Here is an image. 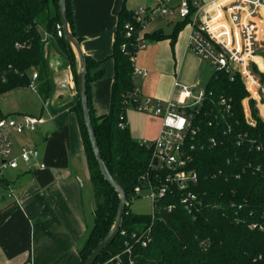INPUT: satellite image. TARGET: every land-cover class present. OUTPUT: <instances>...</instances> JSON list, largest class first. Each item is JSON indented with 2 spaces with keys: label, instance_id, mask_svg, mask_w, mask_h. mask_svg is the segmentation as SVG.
Segmentation results:
<instances>
[{
  "label": "trees",
  "instance_id": "obj_1",
  "mask_svg": "<svg viewBox=\"0 0 264 264\" xmlns=\"http://www.w3.org/2000/svg\"><path fill=\"white\" fill-rule=\"evenodd\" d=\"M195 11L190 0L189 14L176 23L171 34L160 28L146 32L145 38L172 36L175 42ZM43 13L46 17L41 23L38 18ZM67 14L76 35L71 0H67ZM127 22L140 26L135 12L124 3L118 14L111 55L115 75L110 109L100 116L95 114L90 83L100 78L104 70L91 75L90 71L101 60L89 55L86 59L89 105L99 146L129 201L121 229L142 231L151 226V240L147 246L136 244L133 264H264V119L257 110V100L250 98L254 123L248 120L243 99L250 92L239 73L215 70L205 86L207 96L195 112L194 122L200 129L192 139L196 149L190 167L197 170L198 182L192 188L205 201L198 216L194 218L174 195L158 200L160 207L154 219L152 212L137 213L131 209L135 188L145 187L141 177L149 169L153 148L133 137L127 121L130 103L126 98L137 85L131 55L138 44L136 35L126 36ZM60 30L59 0H0V97L11 89L28 87L34 69L38 70L39 90L45 99L49 97L53 82L46 54L52 42L70 65L78 88L76 54ZM261 53L264 56V49ZM222 97L227 99L229 108L221 103ZM70 107L79 119L96 203L93 225L79 249L83 264L112 228L119 194L105 179L94 156L79 93ZM0 115H5L1 107ZM211 137L216 144H212ZM5 180L0 176V183L5 184ZM171 202L177 204L168 211L165 207ZM123 248L124 236L119 232L94 264H118L109 260ZM122 261L121 264H130L127 256Z\"/></svg>",
  "mask_w": 264,
  "mask_h": 264
},
{
  "label": "crops",
  "instance_id": "obj_2",
  "mask_svg": "<svg viewBox=\"0 0 264 264\" xmlns=\"http://www.w3.org/2000/svg\"><path fill=\"white\" fill-rule=\"evenodd\" d=\"M156 1L152 0L150 4ZM201 1L209 3L212 0ZM124 3L133 11L147 6V0H71L76 35L83 51L101 60L90 74L104 70L100 78L90 83L97 116L108 113L110 109L115 75L111 55L118 14ZM259 10L253 60L264 66L261 53L264 49V7ZM179 20L178 15L158 16L148 23L145 33L161 28L169 35ZM227 21V12L216 14L218 29ZM190 30L189 22L179 31L175 42L172 36L146 38L147 43L138 52L136 65L147 70V75L134 76L142 98L151 97L163 102L178 98L179 88L175 82L181 80V71L186 63L196 62L197 65V76L190 82L193 87L209 81L216 69L189 48ZM49 46L46 55L49 67L53 59L54 68L50 67L53 88L47 99L43 97L46 116L44 111L34 114L43 116L45 120L34 132L16 135L17 142H14L15 155L20 153L23 144L34 146L37 153L30 164L20 161L16 168L5 172L6 183H0L9 188L8 200L0 199V264H80L79 249L94 222L96 204L87 154L78 116L70 107L75 100L73 72L66 60L61 64L57 57L58 53L61 54L58 47L53 42ZM66 70L69 77L65 80ZM57 82H64L66 86L57 88ZM259 104H264L257 103L258 109L262 110ZM0 107L4 114H10L5 112L1 103ZM161 122L160 117L155 138ZM41 163L45 166L42 167Z\"/></svg>",
  "mask_w": 264,
  "mask_h": 264
},
{
  "label": "built area",
  "instance_id": "obj_3",
  "mask_svg": "<svg viewBox=\"0 0 264 264\" xmlns=\"http://www.w3.org/2000/svg\"><path fill=\"white\" fill-rule=\"evenodd\" d=\"M193 5L196 11L190 21L189 48L208 60L216 70H229L231 73L241 74L250 92V95L243 99L248 118L250 98H255L257 103L264 104L262 80L264 66L256 64L253 60L256 53L258 13L259 9L264 7V3L261 0H212L209 3L193 0ZM189 11L190 0H177V2L158 0L134 11L140 26L132 22H127L125 26L126 36L130 37L134 34L138 42L137 49L131 55L134 75H147V70L138 67L136 60L138 52L146 45L145 29L148 23L158 16L178 15L182 19L189 14ZM223 11L227 12L228 21L218 29L216 14ZM59 33L62 34V30ZM17 46L21 44L17 43ZM253 64L257 66L258 71L254 69ZM37 78L38 70L34 69L29 86H35ZM175 85L179 88L178 98H171L166 102L151 97L142 98L137 85L126 98L128 105L130 103V106L139 111L157 115L162 121L159 134L153 144L148 145L153 148V156L148 171L141 177L144 188L149 190L148 195L153 201V219L160 207L158 200L167 195H174L177 202L181 203L194 218L205 206L204 198L192 188L198 182V172L191 168L190 164L194 161L193 153L196 149L192 139L200 129V126L194 122V116L203 104L207 92L205 87L198 88L183 84L179 79L176 80ZM221 103L227 108L230 107L225 97L221 98ZM44 120L43 116L28 113L0 115V176L3 177L8 169L16 168L20 161L30 164L37 153L36 148L23 144L20 153L15 155V136L34 132ZM248 120L254 123L253 118L252 121L249 118ZM210 141L213 145L217 142L214 137H211ZM41 166L44 167L45 164L41 163ZM142 190V186H137L134 195H140ZM127 202L129 204L128 200ZM177 202H171L165 208L172 211ZM120 233L124 236L123 251L114 255L109 261L121 264L123 256H127L129 263L133 264L136 244L147 246L151 240V226L142 231L128 232L126 229H120Z\"/></svg>",
  "mask_w": 264,
  "mask_h": 264
},
{
  "label": "rangeland",
  "instance_id": "obj_4",
  "mask_svg": "<svg viewBox=\"0 0 264 264\" xmlns=\"http://www.w3.org/2000/svg\"><path fill=\"white\" fill-rule=\"evenodd\" d=\"M45 17H46V13H43L42 15H40V17L38 18L39 22H41V20ZM207 64L211 68L213 67L214 69V66L210 62H207ZM196 73H197L196 62L194 64L186 63L181 71L180 81L184 84L186 83V84L193 86L190 82L194 79V77L197 76ZM206 82L207 81H204L201 84L198 83L199 84L198 88H203L204 87L203 85H206L205 84ZM39 85H40V81L36 80L35 86L14 88V89H11L5 92L0 97V103L4 106L5 112L10 113V114H15V115L21 114V113H28V114L43 113L44 111L43 102L44 101H43V95L41 91L39 90ZM74 92H75L74 97L76 98L78 95V88L76 86L75 81H74ZM260 106L262 107V110L261 109H258V110H259L260 115L263 117L264 115H262L261 113H264V105H260ZM250 113L251 112H249L248 110V118L252 121V116ZM44 115L46 116V110L44 111ZM126 116L128 119V123H130L129 126H130L133 137L136 140L145 142L147 145H152L155 140L154 138L158 132L159 126H160V117L155 116L152 113H146V112L139 111L132 106H129L127 108ZM15 138H17V136H15ZM15 142H17L16 139H15ZM8 192H9V188H6L4 185L0 184V199L3 200V197H4V199L8 200V197H7ZM148 194H149V190L147 188H143L140 195L138 197H135L132 200L131 209L134 212H137V213H151L152 212L153 201ZM91 214L89 216L90 221L93 220V217L91 216Z\"/></svg>",
  "mask_w": 264,
  "mask_h": 264
},
{
  "label": "water",
  "instance_id": "obj_5",
  "mask_svg": "<svg viewBox=\"0 0 264 264\" xmlns=\"http://www.w3.org/2000/svg\"><path fill=\"white\" fill-rule=\"evenodd\" d=\"M261 1L264 3V0ZM151 2L152 0H147V5H150ZM59 9L61 15L62 33L66 38V40L68 41V43L70 44V46L73 48L78 62V68H77L78 93H79L82 112H83V120L89 134V139L94 151V156L99 163L100 170L104 175L105 179L110 182V184L117 190L119 194L118 210L112 228L105 235V237L98 243V245L92 250V252L89 254L85 262L83 263V264H94L97 258L103 253V251L109 246V244H111V242L119 234L123 223V216L126 210V206L128 204L127 202L128 197L125 189L116 181V179L112 175L107 163L103 158L99 146L98 138L92 120L91 108L89 105L88 80H87L88 67H87L86 54L83 51L79 39L76 37V35L73 33L70 27V22L67 14V0H59ZM57 57L60 59L61 64L62 62L66 63L65 58L64 56H62V54L58 53ZM50 67L51 69L54 68L53 59L52 61H50ZM68 77H69V73L68 70H66L65 78L63 79L66 80L68 79ZM60 86H66V84L64 82H61L60 84L57 82V88H60Z\"/></svg>",
  "mask_w": 264,
  "mask_h": 264
}]
</instances>
